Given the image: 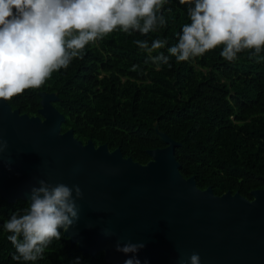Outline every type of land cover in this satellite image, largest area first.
I'll return each instance as SVG.
<instances>
[{
  "label": "trees",
  "instance_id": "obj_1",
  "mask_svg": "<svg viewBox=\"0 0 264 264\" xmlns=\"http://www.w3.org/2000/svg\"><path fill=\"white\" fill-rule=\"evenodd\" d=\"M163 16L167 24L156 32L129 35L117 28L90 42L81 50L83 58L7 102L36 114L38 91H53L52 103L64 116L60 130L71 127L82 142L118 146L140 162L149 158L146 148L165 144L157 127L178 141L173 153L183 176L192 174L197 186L210 185L215 193L237 190L250 198V189L264 185V48L255 58L248 55L253 49H244L229 63L220 56L221 44L189 61L172 57L157 69L134 41L166 38L170 47L190 23L178 0L163 6ZM159 51L167 54L161 49L151 56ZM26 203L0 198V264H16L2 225ZM77 256L80 264H110L102 251L82 253L64 234L35 264H71Z\"/></svg>",
  "mask_w": 264,
  "mask_h": 264
},
{
  "label": "water",
  "instance_id": "obj_2",
  "mask_svg": "<svg viewBox=\"0 0 264 264\" xmlns=\"http://www.w3.org/2000/svg\"><path fill=\"white\" fill-rule=\"evenodd\" d=\"M36 114L0 101V198L28 195L41 179L79 185V219L64 235L82 253L102 251L110 264L135 255L140 264H185L198 253L200 264H264V185L213 192L183 176L173 150L178 141L157 129L164 145L146 148L140 162L118 146L82 142L71 127L60 130L63 114L53 91L39 90ZM142 242L135 254L114 250L119 242Z\"/></svg>",
  "mask_w": 264,
  "mask_h": 264
},
{
  "label": "clouds",
  "instance_id": "obj_3",
  "mask_svg": "<svg viewBox=\"0 0 264 264\" xmlns=\"http://www.w3.org/2000/svg\"><path fill=\"white\" fill-rule=\"evenodd\" d=\"M169 0H0V101H8L28 88H39L53 71L67 68L73 58H83L90 42L119 28L126 34L147 35L166 26L163 6ZM190 23L176 33V43L166 38L136 40L158 69L189 61L223 44L220 56L229 63L244 49L249 58L259 57L264 48V0H178ZM15 10V12L13 11ZM168 11H171L169 8ZM143 21V23H141ZM159 51L155 56L151 53ZM7 142L0 138V152ZM33 186L28 202L3 222L16 264H35L53 239L79 219L77 200L83 199L79 185L48 183ZM142 242L114 245L119 253L135 254ZM77 256L71 264H80ZM123 264H140L135 255ZM181 264H185L181 261ZM186 264H200L192 253Z\"/></svg>",
  "mask_w": 264,
  "mask_h": 264
}]
</instances>
